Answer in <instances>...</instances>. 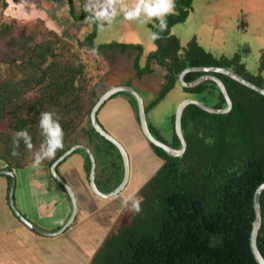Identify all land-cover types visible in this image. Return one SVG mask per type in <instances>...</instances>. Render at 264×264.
Listing matches in <instances>:
<instances>
[{"label": "trees", "instance_id": "1", "mask_svg": "<svg viewBox=\"0 0 264 264\" xmlns=\"http://www.w3.org/2000/svg\"><path fill=\"white\" fill-rule=\"evenodd\" d=\"M70 4L76 16L72 0ZM175 4L178 14L166 17L168 30L154 42L157 49L148 55L146 66H140V56L134 63L138 77L152 73L153 62L166 70L161 90L146 107L147 114L178 85L181 87L178 75L189 67H224L264 88V53L254 73L244 62L247 49L229 57L207 51L196 38L182 46L171 31L187 20L193 0H175ZM0 5L6 9V0H0ZM88 16L96 22L91 13H83L81 18ZM149 26L152 32L160 31L156 20ZM13 30L12 24L0 25V43L5 46L0 52V121L10 118V132L0 135V159L9 170L32 165L34 152L39 151L44 139L38 127L40 113L52 111L64 130V147L41 166L51 173L53 163L77 144L90 147L96 159L100 149L108 162L104 168L97 165L96 184L102 192L113 191L123 180V159L91 124L90 114L100 96L86 77L84 63L74 55L68 59L66 43L56 33L36 41L33 36L17 37ZM95 37L91 33L86 43L96 52L115 48L140 54L144 51L142 45H98ZM202 75L189 73L185 81L192 82ZM212 75L224 82L233 101L232 110L211 114L188 105L182 116L187 149L180 157H172L149 142L163 163L135 196L141 198L140 211L127 207L133 212L131 219L112 228L90 264H258L250 237L255 219L254 194L264 183V96L226 75ZM182 90L189 98L211 107L221 109L227 105L213 81ZM120 95L129 99L140 124L136 99L125 92L115 96ZM171 119L173 135L169 139L159 127H149L158 140L180 149L175 115ZM85 120L88 127L82 126ZM23 129L31 135L33 148L27 149L21 140L17 149L20 154L13 156L11 133ZM76 153L84 156L89 177L88 155L82 150ZM261 206L258 248L264 257V193Z\"/></svg>", "mask_w": 264, "mask_h": 264}, {"label": "rangeland", "instance_id": "2", "mask_svg": "<svg viewBox=\"0 0 264 264\" xmlns=\"http://www.w3.org/2000/svg\"><path fill=\"white\" fill-rule=\"evenodd\" d=\"M6 3V9L0 5V25L12 24L14 35L17 37L33 36L36 37V41L51 37L53 35L51 33L59 35L66 43L65 54L68 59L74 55L84 63L86 77L97 95L101 96L112 85L133 81L134 77L138 78L141 84V79L147 75L138 77L134 67L138 56H140V66L145 67L148 55L157 49L149 36L152 32L149 25L154 20L148 19L143 13L134 20H126L121 10L122 6L118 3L114 6L116 15L111 18V22L98 19L95 22L92 16H88L89 19L85 22V18H81L82 14L92 13L94 15V11L104 4V0H91L90 3L88 0H80L81 5L77 4L74 10L76 16L71 13L70 0H6ZM125 3L131 6L132 0H125ZM86 5L92 11L85 12ZM171 32L179 38L182 46L185 47L196 38L202 47L215 55L231 57L240 50L247 49L248 54L244 62L249 70L256 73L264 53V0H193V10L187 20L175 25ZM91 33L96 35L95 43L98 45L114 42L142 45L144 51L140 54L136 50L122 52L121 49L115 48L93 54L92 49L86 43V37ZM4 49L5 46L0 43V52ZM151 68L157 69L161 74L162 70L165 72L164 68L156 62L152 63ZM3 69L6 70V67ZM156 78L151 76L146 80L153 89L151 93L138 91L146 102H149L148 94L155 98L154 93L158 88ZM163 80L164 78L161 79ZM188 96L178 85L149 112L150 122L159 127L168 139L173 135L171 117L175 115L178 104ZM9 124L10 118L0 121V135L10 132ZM82 126L88 127L87 120ZM36 152L37 150L34 154ZM161 162L163 163L162 160ZM98 204L99 202L96 201V205ZM131 205L132 201L127 203L115 225L129 222L133 212H130L131 209L128 211L127 207ZM100 215L103 217L105 214ZM97 217L99 215L90 217L81 229L86 245L79 256L77 254L72 256V250L62 247L64 242L60 247H47L50 258L54 259V252H57L58 261L62 264H85L87 260L92 261L100 248L97 252H93L103 236L99 229H105L111 224L110 219L97 224L95 223ZM60 255H64L67 260L74 263L66 262Z\"/></svg>", "mask_w": 264, "mask_h": 264}, {"label": "crops", "instance_id": "3", "mask_svg": "<svg viewBox=\"0 0 264 264\" xmlns=\"http://www.w3.org/2000/svg\"><path fill=\"white\" fill-rule=\"evenodd\" d=\"M72 2L74 10H76L77 4L81 5L80 0H73ZM90 2L91 0H88V3ZM152 69V73L143 76L141 84H139L138 78L134 77L133 81H125V84L120 82L108 89L117 85L131 84L137 91L151 93L153 89L146 80L155 76L158 79V88L154 93L156 98L164 83V80L161 81V79L164 78L166 70L164 69L165 72L162 70L163 73L161 74L157 69ZM148 95L150 96L149 102L144 100L146 107L155 99L152 95ZM124 98L121 96L110 98L102 106L97 117L101 126L124 146L129 155L130 179L127 187L120 195L108 199L95 195L86 173L84 156L76 153L77 151L72 153L58 165L57 170L76 197L78 205L76 219L61 235L45 237L27 227L16 215L10 201L12 177L0 175V264H62L58 261L59 254L57 252H54V259L50 258L47 247H60L64 242L62 247L72 250V256L74 254L79 256L86 245V241L81 235V229L86 224L85 222L90 220V217L99 215L101 218L97 217L95 223L98 224L103 220L110 219L111 224L105 229H99L103 236L93 253L97 252L108 233L117 223L122 210L131 201L127 200L128 196L134 195L135 198L140 188L161 167V159L154 153L149 141L144 136L130 101ZM154 108H151L150 111ZM149 112L147 114L148 122L154 125L150 122ZM98 150L100 152L98 151L96 163L104 168L108 159L104 151ZM7 167V163L0 159V170H9ZM10 171L15 177L13 194L15 209L25 219L45 231L56 232L60 230L70 219L73 210L71 198L64 187L41 165L33 167L32 164ZM96 201L99 202L98 205H96ZM125 201L127 203H124ZM105 210L106 212H104ZM101 213L105 215L102 217ZM60 256L66 262L74 263L69 259L67 260L64 255ZM51 260L53 262H50ZM90 263L91 260L85 262V264Z\"/></svg>", "mask_w": 264, "mask_h": 264}, {"label": "water", "instance_id": "4", "mask_svg": "<svg viewBox=\"0 0 264 264\" xmlns=\"http://www.w3.org/2000/svg\"><path fill=\"white\" fill-rule=\"evenodd\" d=\"M193 72L203 73V75L200 76L198 79L192 81V82H186L185 76L187 74L193 73ZM212 73H219V74L226 75V76L230 77L231 79L237 81L238 83L244 85L245 87L261 94L262 96H264V88L255 85L254 83L248 81L247 79H245L241 75H239L236 72L229 70L227 68L212 67L211 66V67H189V68L185 69L184 71H182L178 75L179 84L181 85V87L187 88V89H192V88H195V87L201 85L204 82L213 81L220 88L222 94L224 95V98L226 100L227 105L225 108L218 109V108H214V107H211L209 105H206V104H204V103H202L196 99H193V98H186V99L182 100L178 104V106L176 108V112H175V132H176V135L178 136V138L181 142V148L175 149V148L169 146L168 144L158 140L152 134L150 127H149V123H148V116H147V112H146L145 102H144V99L141 96V94L133 86H130V85L114 86V87L110 88L109 90L105 91L100 96V98L98 99L97 103L95 104V106L93 107V109L91 111L90 121H91V124H92L93 128L95 129V131L97 133H99L107 141L111 142L115 147H117V149L119 150V152L123 158L124 177H123V181L121 182V184L111 192L104 193V192L100 191L99 188L97 187V184H96L97 163H96V158H95L94 152L92 151V149L90 147H88L86 145L77 144V145L72 146L70 149H68L51 166L52 176L55 178L56 181H58L64 187V189L66 190V192L68 193V195L72 201L73 210H72V214H71V217L68 220V222L60 230H58L56 232H48V231H45V230L37 227L36 225H34L33 223H31L30 221L25 219L15 209V207L13 205V194H14V189H15V177H14L13 172L10 170H0V175H7V176L12 177V185H11V190H10V201H11L12 208L14 209L16 215L19 217V219L27 227H29L30 229L36 231L37 233H39L40 235L45 236V237L59 236L62 233H64L74 223V221L76 219L77 211H78V205H77L76 197H75L72 189L69 187V185L66 182H64V180L58 174L57 168H58V165L60 163H62L68 156H70L72 153L79 151V150L85 151L86 154L88 155L89 159H90L89 180H90V187H91V189L95 195H97L103 199H108V198L114 197L116 195H119L127 187L129 179H130V158H129V155H128L126 149L124 148V146L119 141H117L112 135H110V133H108L101 126V124L98 121V117H97V114L100 111V109L102 108V106L110 98H112L113 96H115L118 93H123V92L129 93L136 99L137 106H138V115H139L140 127L142 129L144 136L146 137V139L151 144H153L156 147L164 150L167 154H169L172 157L182 156L187 149V142L184 138L183 129H182V116H183V112H184L185 108L188 105H195V106L199 107L200 109H202L208 113H211V114H227L233 108V101H232V99L228 93V90H227L224 82L220 78L213 76ZM263 193H264V183L258 187V189L255 191V194H254L255 219H254L253 224H252V231H251V237H250L251 250H252L254 258L258 264H264V257L258 248V236H259V232H260V229L262 227V222H263L262 206H261V197H262Z\"/></svg>", "mask_w": 264, "mask_h": 264}, {"label": "clouds", "instance_id": "5", "mask_svg": "<svg viewBox=\"0 0 264 264\" xmlns=\"http://www.w3.org/2000/svg\"><path fill=\"white\" fill-rule=\"evenodd\" d=\"M121 4V10L124 13L126 20H134L138 18L142 13L148 18L158 21L159 32H151L150 39L155 42L161 39L160 33L168 30V24L166 17L169 15H177L175 0H132L131 6L125 3V0H104V4L98 7L94 11V16L98 20H109L116 15L114 6ZM85 12L92 11L87 5L85 6ZM111 10V11H110ZM89 17H85V22ZM95 54L96 49H92ZM55 113L52 111H43L40 113L38 119V127L43 141L40 144L39 151L34 154L33 167H39L45 159H52L55 157L56 152L64 147V130L59 123L58 119H55ZM12 146L13 156H18L20 153L17 151L19 143L23 140L27 149L33 148L32 137L26 129L13 131ZM127 200L132 201L131 209L133 211H140L141 198H134V195L128 196ZM124 203H127L125 201Z\"/></svg>", "mask_w": 264, "mask_h": 264}]
</instances>
